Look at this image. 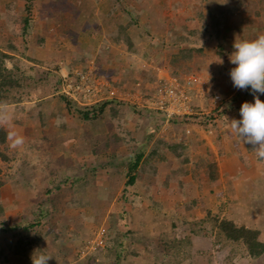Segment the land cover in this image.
Returning <instances> with one entry per match:
<instances>
[{"label": "rangeland", "instance_id": "obj_1", "mask_svg": "<svg viewBox=\"0 0 264 264\" xmlns=\"http://www.w3.org/2000/svg\"><path fill=\"white\" fill-rule=\"evenodd\" d=\"M15 1L23 3L24 0H13V2L0 0V9L4 10L0 11V49L7 50V53L12 56L4 59L8 69L18 64L33 78L13 93V99L18 97L19 100L0 103V125L6 127L8 131L6 152L12 157L6 168L9 172L8 180L2 189L1 197L7 199L5 219L10 223L19 220L23 223L31 219L35 220L37 208L28 204L29 199L33 201V205H44L43 209L51 210L49 212L44 210L41 224L37 229V231L40 229L39 240H37L39 247L32 245L28 249L27 258L14 256L10 257L7 263L2 264H32L34 252L37 256L41 252L52 256L53 258L48 260L47 264H93V262L95 264H176L179 259L180 264H264V253L258 259L252 260L244 248H241L242 246L225 240L218 242L217 227L204 220L210 212L212 215H218L220 219H230L240 225L259 230L261 240L264 241V212L261 214L257 210L259 208L264 210V159L255 154L251 144L243 142L248 151H252L254 162L247 161V156H244L246 160H243L253 172L251 175L261 182L256 187V192L254 191L253 195L251 194L243 202L245 205L239 209L233 208L230 202L227 204L226 196L218 191L228 181L227 178L219 181V171L224 169L233 171L234 167L229 164L237 159L233 147L241 146L240 139L231 132L229 120L241 119L239 110L242 103L254 102V95L250 99L247 95L238 98H234L236 94L229 96L230 90L238 89L234 87L230 76V70L235 67L230 62V55L234 51L235 40H250L253 33L252 25L258 20L256 18H264L262 10L255 14L258 6H264V0H234L233 7L223 16L218 17L216 16L219 15L218 11H212L218 20L213 16L205 17L208 11L198 12L189 7L186 11H163V8H168L164 0H159L163 2L161 11H142L143 4H139L137 0H134V4L123 0L119 5L116 0H110L107 2L109 11L97 9L99 0H92L97 7L94 9L91 7L93 11L91 9L81 11L83 4H80L79 0H45L39 9L31 10L28 16L30 26L25 35L21 34L19 27L15 25L17 22H13V19H16L15 16L9 19L5 11L7 6L16 7ZM150 1L153 2V0ZM193 2L196 6H201ZM118 7L120 11H114ZM146 12H148L147 16H145ZM201 12H203L202 17L199 15ZM10 13L22 12L14 9ZM123 15H127L123 23L131 25L126 32L133 38L134 46L132 50H129L120 40L119 43H115L117 46L113 50L108 44L118 30L113 23L120 24ZM149 15L152 16L149 17ZM163 17L172 18L180 26L176 29L169 24V20H162ZM153 18H157L163 24L159 23L157 28L155 24H148ZM87 30L92 32L85 33ZM175 30L181 34L175 36L173 32ZM258 32L264 34V26ZM76 37L81 40L84 48L90 51L98 47L99 49L94 54L89 53L87 58L83 55V49L77 51L72 44ZM183 37H187V41H182ZM144 38L146 41L141 42ZM8 44L13 45L16 50L5 49ZM155 46L159 47L155 48ZM187 46L192 52L190 51L189 59L183 62V66L176 67L178 68L177 76L184 77L191 74L200 76L205 81V86L200 88L202 98L204 91L208 93L209 87L216 96L224 95L218 98H210L208 95L204 97L211 101V103L207 101L208 107L204 111L214 117L213 124L210 127H203L202 131L195 133L197 135L194 136L195 139H190L193 131L191 127L197 128L194 125L196 121L186 120L190 122L188 127L191 131L188 134L190 139L188 140L184 137L179 139L181 131H178L176 126L178 124L174 122L176 124L174 125L171 119H167L164 125L154 132L155 134L148 142L149 145L144 148L145 151L151 150L155 144L160 151L154 155L155 161H148L151 165L144 169L147 173H142L141 177L139 175L140 180L138 177L134 188L125 187V179L116 172V167L111 169L110 166H105L103 169L105 174H101L94 180L88 178L90 184H85L81 190L76 189L77 186L61 185L60 190L52 188L54 195L51 201L43 200L45 189L39 190L44 186H52V182L57 181L49 177L51 173H48L47 169L39 165L37 161L39 149L46 154L56 150L46 142H41V139H45L42 137L44 130L48 129L45 123H49L51 131L50 135L49 131L45 130L47 137H52L54 140H57L58 136L64 138L62 149L65 154L63 155L73 157L72 155L75 154L79 158H85L87 153L89 157L87 163H90L93 156V166H97L104 160L115 164L118 157L126 156V148H132L126 146L125 139L130 138L126 132H132L141 141L146 133L139 132L137 128L141 129V126L148 124L154 125L150 117L140 111L144 110L140 103H145L144 99L147 97V94L143 93V84L134 83L137 80L142 83L156 78L159 80L158 75L167 73L172 75L171 58L178 56L179 50ZM65 51H67L66 54ZM68 51H73L88 60L85 63L70 62ZM125 53L128 57L137 53L140 55L138 60L129 62L134 76L129 74V79L121 81L125 75L124 67L121 69V57L125 56ZM106 58L113 59L107 61ZM75 71L81 72L83 77L86 75L91 77L89 82L98 87L99 97L102 92V95L109 99L123 101L117 117H112L111 114L113 115L114 111L108 109L103 117L90 123L63 108L60 95L74 97L77 92L76 90L64 92L61 90V82L75 80L72 76V72ZM140 73H145V76H139ZM97 74L106 76L108 80L122 83L123 87L116 86L114 89L104 90L102 86H108L110 83L99 78ZM57 81H60L58 92L54 89ZM248 89H251L250 86ZM111 91L113 93H110ZM212 93L211 95L214 96ZM256 95L260 99L264 96L261 93ZM90 99L92 102L93 98L90 97ZM222 99L229 102L228 104L235 110L229 108L230 112H223L222 116L217 117L223 107L220 106ZM75 103L78 105L77 102ZM48 109L49 113L46 115ZM37 111L42 114L41 118L36 115ZM109 120L111 126L107 127L106 122ZM202 120L203 118L200 122ZM81 123H84L86 127L82 126L80 130H74ZM91 128L93 132L89 131ZM33 129H39L41 132L38 130L36 135L33 133L30 135ZM86 129L87 134H85ZM115 132L125 138L121 137L119 142H115L116 149L110 147V140L106 138ZM52 133L55 135L52 136ZM228 143L231 147L226 146ZM234 143L237 144L236 147ZM173 144L185 145L186 149L182 151L181 156L177 155L180 149L173 151L170 148ZM67 145H71V151ZM85 145L86 148H84ZM29 156L32 158H28ZM200 159H202L201 162H199ZM209 163L217 166L213 181L208 170ZM33 170H36V173ZM55 173L63 172L56 170ZM188 173L193 175L192 180L189 179ZM91 174L80 173L87 176ZM67 175L70 178L67 182L77 176L75 173H67ZM144 181L148 184L145 185ZM170 182L177 185L176 196L181 199L173 197L172 200L168 193L163 192L167 185L171 184ZM206 184L207 186H204ZM131 189L139 191L140 196L132 195ZM224 190L225 187L222 191ZM124 192L128 195L126 202L122 200ZM154 201H158L159 208L155 206ZM50 202H55L56 206L52 207ZM120 205L128 213L127 218L121 217ZM249 207L251 209L247 210ZM172 223H174L173 227H171ZM125 224L131 231L128 235H130V242L132 241V250L129 249L126 258L116 263L114 252L104 249L103 245L106 242L111 245V237L116 232H123ZM163 233H166L169 238L189 237L188 244L177 259L170 248L161 247ZM100 247L102 249L98 251ZM93 256L95 259H92Z\"/></svg>", "mask_w": 264, "mask_h": 264}, {"label": "trees", "instance_id": "obj_2", "mask_svg": "<svg viewBox=\"0 0 264 264\" xmlns=\"http://www.w3.org/2000/svg\"><path fill=\"white\" fill-rule=\"evenodd\" d=\"M36 0H25L24 3V11H21L22 13L16 14L13 13L11 14L10 11H13L14 9H11L13 5L7 6V14L9 19L14 18L13 15L15 16V20L13 19V22H17L15 24L17 27H19V30L21 31V34L25 35L27 33L28 27L30 26L29 24V15L31 14V9ZM42 4L43 1L45 0H39ZM9 8V9H8ZM24 12V13H23ZM127 12V11H126ZM213 18L218 20V18L213 15ZM127 24H119V28L115 34H113L114 37L111 38V41L114 43H119L120 40H122L127 48L129 50L133 49L134 46V40L133 38L126 32L127 28H129ZM182 41H187V37H183L181 39ZM5 49L8 50H16L13 45L9 44L5 46ZM197 50V49H196ZM190 51L192 50L187 47H183L179 50V55L174 56L171 58L170 62L173 67L172 75L177 76L178 75V68L176 67H181L183 66V62L187 61L189 59ZM200 51V49H198ZM12 57L10 54L7 53V50L0 49V103L1 102H8L14 100L13 93L19 90L21 87L26 85L28 83V80L30 78H33L30 74H28L23 68L20 67V65L16 64L14 65L13 68L8 69L5 66L4 59ZM96 69V68H95ZM84 71V70H82ZM97 71V70H96ZM174 72V73H173ZM99 78L104 79L107 83L109 82L110 85H103L104 90L107 89H114V87H123L122 83H119L117 81H112L111 79H106L107 77L104 76L102 77L101 74H97ZM106 77V78H105ZM77 80V78H76ZM123 81V79L121 80ZM60 81L56 82L54 85V89L58 92L60 89ZM249 88V87H248ZM240 89V91L237 93V97L244 91V95H249L251 93V89ZM234 97V98H237ZM60 98L63 100V108L69 110L71 114L78 115L82 119L86 121H90V123H93V121H97L99 118L103 117V115L106 113V111L112 110L114 111L113 115L111 114L112 117H117V113L121 110V105L123 104V101L120 100H113V98H104L101 101H98L97 103H91L87 105L83 104H76V100L74 99L73 96L70 95H60ZM15 100H19L17 97ZM220 106L222 107V110L219 112V116H222V113L226 112L228 105L226 104V101L220 100ZM75 104V105H74ZM136 104V103H134ZM142 108L146 109L144 104H140ZM139 106V107H140ZM141 108V107H140ZM62 109V108H61ZM139 111V109H138ZM153 111V110H151ZM198 113H202L199 112ZM36 115H38L41 118V113L40 111L36 112ZM166 117V116H165ZM200 117L203 118L202 120V125L203 124H209L212 125L214 122V117L212 115L208 114H200ZM173 120V119H171ZM177 121H181V118L178 117V119H175ZM161 123L159 122L158 124L151 125L148 124L146 126H141V129L137 128V130L141 133L145 132V136L141 141H139L138 137H135L132 132L127 131L126 133L129 135L130 138L125 139V143L127 144V147H132V148H126V156L123 157H118L117 162L115 164L109 163L113 168L116 167V172L120 173L122 177H124V185L126 188L132 187L134 188L137 182V179L139 175L141 176L142 173H147L145 172V168H148L150 165L148 163L151 161H155L154 158L159 149H157L156 145L152 147L151 150L145 151V146L149 145V140L152 138V136L155 134L154 132L159 130L161 127ZM106 125L108 127L111 126V121H107ZM119 127V126H118ZM7 136H8V131L6 127L0 125V262L1 264L4 262H8L10 257L14 256H19L22 258H27L28 257V249L31 248L32 245H35L39 247L37 244V240H39V235H40V229L37 231L39 225L41 224L40 220L44 214V212H49L51 209H43L45 206L40 204L38 205H33V201L29 199L28 204H31V207H36L37 209V214L35 217V220H29L28 222H24L22 220L16 221V222H8L5 219V205L7 204L6 198L1 197V192L2 189L5 185V183L8 180V175L9 173L6 168H8V164L11 162L12 157L6 152V143H7ZM120 135H118L116 132L111 133L106 138L110 140V147L112 146L114 149L117 148L115 146V142H119L121 140ZM45 139H47V136H44ZM159 141L162 139H158ZM135 146L133 147V145ZM138 146H141L140 148ZM137 147V148H136ZM134 148L136 150L134 151ZM173 151H175L177 148L180 149L181 151L178 152V156L182 155V151L186 149L185 145L182 144H173L170 147ZM128 149V150H127ZM161 157V156H160ZM162 158V157H161ZM202 159L199 160L201 162ZM210 164V163H209ZM106 166V162H100L97 164V166H92V174H91V179H96L101 174H103V168ZM209 172H210V178L213 181L215 179L214 173L217 171V166L215 164H210L209 165ZM145 169V170H144ZM178 169V168H177ZM239 172L237 171L233 177L235 179H238V185L235 186L233 182H231L227 187L225 188L224 191H221V194L223 196H226V203L230 202V205H232L233 208L237 207V203L240 202L241 197L245 195L243 193V189L241 188L240 181L241 179L245 180V177H241L240 179L238 178ZM77 176L73 178V180L70 182L69 177H62L59 176L60 173H51L50 177L54 178L52 182V186H44L41 188L39 191H43L44 189V194H43V200L45 201H51L52 196V188L55 190H60L62 188L61 185H67V186H77L76 189L81 190L83 186L86 184H90L89 180L85 179L84 175H80V173H75ZM105 174V173H104ZM103 174V175H104ZM59 179V180H58ZM233 180V179H232ZM247 180V179H246ZM244 184V183H243ZM137 187V186H136ZM35 188V187H34ZM33 189V188H32ZM36 190V188H35ZM130 193L132 195H137V197L140 196L139 191L133 190ZM126 192V190H125ZM122 195V200L126 202V198L128 195L126 193ZM240 193V194H239ZM221 196V195H220ZM44 201V202H45ZM53 205L52 207H55L56 204L55 202H50ZM154 204L157 208L158 206V201H154ZM44 206V207H43ZM51 208V207H50ZM121 208V209H120ZM120 210H121V217L122 218H127L128 213L122 209V206L120 205ZM45 210V211H44ZM47 214V213H45ZM207 219H204L211 223L212 225L217 227V232H216V239L218 242H223L225 240L226 242H233L236 243L239 246H242L241 248H244L246 253L251 257L252 260L258 259L263 253H264V241L261 240V234L259 230L256 229H251L248 228L244 225H240L230 219L226 218H219L218 215H212L210 212L207 213ZM211 215V216H210ZM174 223H172L173 227ZM131 231L130 229H127V224H125V229L123 232H116L112 237H111V245L106 242L103 245L104 249H107L108 251H113L114 252V258L115 262L119 263L120 259L126 258V256L129 254L128 250L131 249V242L129 240ZM32 234V236H31ZM191 235V233H188ZM3 235V236H1ZM128 235V236H127ZM32 238H31V237ZM127 236V237H126ZM162 243L161 247L163 249H171V252L173 256L178 258L181 252H183V248L186 247V244L189 242V237L186 236L185 238L179 239V238H174L173 236L169 238L166 233L162 234ZM132 239V237H131ZM102 247L98 249L100 251ZM92 259H95L93 256ZM180 259L176 261V264L179 263ZM93 264H95L93 262Z\"/></svg>", "mask_w": 264, "mask_h": 264}, {"label": "crops", "instance_id": "obj_3", "mask_svg": "<svg viewBox=\"0 0 264 264\" xmlns=\"http://www.w3.org/2000/svg\"><path fill=\"white\" fill-rule=\"evenodd\" d=\"M8 1V0H7ZM25 1V0H24ZM24 1H23V3L22 2H20V1H15L16 2V7L15 6H12V8L11 9H15V11H24V9H23V4H24ZM81 1V3L80 4H83V8H82V10L81 11H90V9H91V7L94 9V7H96L95 6V4H94V2H92V0H79L78 2H80ZM91 1V2H90ZM110 0H99V4L97 5V9L98 10H103V11H109V10H107L108 8V4H107V2H109ZM121 1H123V0H116V2H117V5H119V3L121 2ZM125 1H127V0H125ZM128 1H131L133 4H134V0H128ZM160 1H162V0H160ZM159 0H153V2H151L150 0H137L136 2H138L139 4H143V9H142V11H161V8H162V3L160 2ZM167 4H168V8H163L164 10L163 11H177V10H179V11H186V10H188V7L190 8V9H193L194 11H198V12H200V11H208L209 13H208V15H205V17L207 16V18H208V16L210 17V16H213V15H215V14H213L212 13V11H218V13H219V15H216V16H218V17H221V16H223L224 14H225V12L226 11H230V8H232L233 6V1L234 0H164ZM193 1H195V2H197V3H199V5H201L200 7H198V6H196L195 4H194V2ZM10 2H13V0H10ZM135 2V3H136ZM43 4V3H42ZM42 4H41V2L39 1V0H36L35 2H34V4H33V6H32V9L31 10H36V9H39V7L40 6H42ZM164 5V4H163ZM9 9V8H8ZM93 9H91L92 11H93ZM7 9H5V11H6ZM114 10V9H113ZM259 10H262V11H264V6H258L256 9H255V14L257 15L258 14V12L257 11H259ZM0 11H4V10H2V9H0ZM14 11V10H13ZM114 11H120V9H119V7L116 9V10H114ZM129 15V14H128ZM148 15V12H146L145 13V16H147ZM199 15L202 17L203 16V12H201V13H199ZM126 16L127 15H123L122 16V19H121V23L120 24H124L123 23V20L124 19H126ZM150 16H152V15H149V17ZM217 17V18H218ZM164 19H162V20H164V21H168L169 20V24H171V26H173V27H176V29H178V26H180V25H177V22H175L172 18L171 19H168L167 17H163ZM258 19V20H257ZM263 17L262 18H256V20H257V22H254V25H252V31H253V33L251 34V38H250V40H253V39H255V36L256 37H258L261 33H259L258 31L259 30H262V27L264 26V21H263ZM260 22V23H259ZM159 23H161V24H163L161 21H159L157 18H153L152 20H149V22H148V24H155V27L157 28V26H159ZM114 24V26L115 27H117V28H119L118 26H119V23L118 24H116L115 22L113 23ZM168 24V25H169ZM196 27L198 26L197 24L195 25ZM188 29V28H187ZM258 30V31H257ZM88 32H92V31H85V33H88ZM173 32H175V36L177 35H179V34H181L180 32L178 33V31L176 32V30L175 31H173ZM91 35V34H90ZM76 36V35H75ZM174 36V37H175ZM140 39H141V37H140ZM139 39V40H140ZM144 41H146V39L144 38L141 42H144ZM75 47H76V49H77V51H79L80 49H83L82 50V52L84 53L83 55H85L87 58L89 57V53H91V54H94L96 51H97V49H99V47L98 48H96V49H92L91 51L88 49V48H84V45L81 43V40H79V38H77L76 37V39H74V41H73V43H72ZM108 44H110L109 46L111 47V49H115V47L117 46L114 42H111V40H109L108 41ZM147 45H149V44H147ZM159 46H155V48H158ZM67 53V51H65V54ZM127 53H125V56L123 55V57H121L122 58V66H121V69L124 67V72H125V75H124V77L122 78L123 79V81H125V80H127V79H129V74H131L132 76H134V74L132 73L133 72V70H131V67L129 66V62H132V61H135L136 59L138 60L139 58V53H137V54H135V55H133V56H131V57H128L127 55H126ZM74 56V57H73ZM73 58H74V60H73ZM68 59H70L69 61L70 62H74V63H77V62H82V63H85L88 59H84L82 56H80L79 54H77V53H75V52H73V51H68ZM113 58H106V60L107 61H110V60H112ZM73 60V61H72ZM139 62H141L140 60H139ZM143 65H145V64H143ZM142 65V66H143ZM125 67H126V69H125ZM130 68V69H129ZM136 68H138V67H136ZM120 69V70H121ZM128 69V70H127ZM143 69H141V71H142ZM145 72V71H144ZM146 73H148V72H146ZM168 74V73H167ZM167 74H163V75H158V78H162V77H165ZM169 75V74H168ZM139 76H145V73L144 74H142V73H140V75ZM200 77V76H199ZM117 78V77H116ZM121 80V79H120ZM154 80V79H153ZM153 80H151L150 82L148 81V82H141L140 80H137L136 81V83H134V84H136V85H141V84H143L142 85V87L144 88V92L143 93H145V94H148V93H151L152 91H153V89H155L156 87H155V85H157V78L153 81ZM128 82V81H127ZM205 86V81L200 77V83H197L196 85H195V87H194V90H193V103H194V107H195V110L196 111H199V112H202L203 114H205V113H207V112H205L204 111V109L206 108V107H208V103L210 102L211 103V101H210V99L208 98L207 99V97H206V99L204 98L205 97V95H208L210 98L211 97H224V95H221L220 94V96H216V94H214V93H212L211 92V89H210V87L208 88V90H207V92L208 93H206L205 91H204V93H203V98H202V96L200 95V88H203ZM212 88V87H211ZM232 89V88H231ZM244 90V89H243ZM225 91H227V90H225ZM240 91V89H237V90H235V89H232V90H230V92H229V96H231L232 94H236L235 95V97H237V93ZM213 92H215V91H213ZM234 92V93H233ZM211 93L212 94H214V96H212L211 95ZM244 94H245V92L243 91L239 96H241V97H243L244 96ZM238 96V97H239ZM237 97V98H238ZM251 97H253V93L251 92L248 96H247V98L248 99H250ZM42 98V97H41ZM229 98H233V97H229ZM44 99L45 100H47V98L46 97H44ZM204 100H206V101H204ZM213 100H214V98H213ZM261 100L262 101H264V96H262V98H261ZM198 102L197 104H195V102ZM207 101H208V103H207ZM224 101H226V100H224ZM230 102H232V101H230ZM229 103V102H228ZM227 102H226V104L228 105V108H227V112H230L231 110H235V108H233L230 104H228ZM251 103H254V102H251ZM45 106H46V104H45ZM229 108H231V110H228ZM108 111V110H107ZM106 111V112H107ZM142 113H144V114H146L147 116H149L150 117V119L154 122V124H155V126H156V124H158L159 122H162L161 123V126H163L164 125V123L166 122V120H167V118L165 117V115H164V113H162V112H160V111H151L150 109H144V110H140ZM48 113H49V109H48V111H46V115H48ZM106 114V113H105ZM208 114V113H207ZM194 118H192L191 120H193ZM150 121V120H149ZM194 121H196V124H194V125H196L197 126V128H195V126L194 125H192V126H194V129H192V127H191V130H193L192 131V133H191V131H190V128L188 127V125H190L189 123L190 122H187V121H184L183 123L181 122V123H179L180 121H177V120H175V119H173L172 120V122L171 123H173L174 124V122L176 123V124H178V125H176V124H174V125H176L177 127H178V131H181V135L178 137L179 139L181 138V137H184L185 139H187L188 138V140H190V139H193L194 138V136H197L195 133H199L200 131H202V129H203V127H210V125L209 124H203L202 125V123L200 122V119L198 120V119H194ZM200 122V123H198V122ZM223 121V120H222ZM60 124H61V120H60ZM60 124H57L58 126L60 125ZM45 125H46V127H48V129H45V130H48L49 131V134L51 135V131H50V125H49V123L47 122V123H45ZM83 126V128L84 127H86L85 125H84V123H81L80 125H78L77 127H76V129H74V130H80V128ZM146 126V125H145ZM184 126V127H183ZM91 127H92V125H91ZM182 127H183V129H182ZM39 129H33V130H31L30 131V135L33 133L34 135H36V132H41V130H39ZM44 130V132H43V134H42V137H44V136H47L46 134H45V131ZM90 132H93V130H92V128L89 130ZM28 132H29V130H28ZM182 132H183V134H182ZM88 133V130L86 129L85 130V134H87ZM191 133V138L189 139V136H188V134H190ZM92 134V133H91ZM55 135V133L53 134L52 133V136H54ZM39 136H40V133H39ZM145 136V135H144ZM198 137H199V135H198ZM92 139V138H91ZM195 139V138H194ZM45 140V141H44ZM41 139V142L43 141V142H46V144L47 145H49V146H52L53 147V149H56L55 151L53 150V153H47L46 154V152L45 151H43V150H41V149H39V155H37V161H38V164L39 165H41V166H44L46 169H47V172L48 173H55V171L57 170V172H59V171H62L63 173H60V175L59 176H61V178L62 177H68L69 175H67V173H93L92 172V162H93V156H92V159H90V163H87V158H89L88 157V155H87V153H86V156H85V158L84 157H77L75 154H73L72 156L73 157H68L67 155H63V154H65L64 153V151H63V140H64V138L63 137H59L58 136V139L57 140H54L52 137H47V139ZM198 140H200V139H198ZM239 143L241 144V146H239L238 148H234L233 147V149H234V151L236 152V157H237V159L235 160V161H233V162H231V163H229L232 167H234L233 168V171L232 172H229V169H224V170H220L219 171V181H221L223 178L224 179H228V181L227 182H225V188H228L227 186L231 183V182H233L234 184H235V186L236 185H238V182L237 181H235V178L233 177V175L238 171L239 173L237 174L238 175V178L240 179L241 177H245V180L244 179H241L242 181H240V185H241V188L243 189V193L245 194V195H243L242 197H241V200H240V202H238L237 203V207L240 209V208H242V206H244L245 204L243 203L244 201H246V199L252 194L253 195V192L255 191L256 192V187L261 183L260 181H259V179H257V178H254L251 174H253V172H251L250 170H249V167L247 166V165H245L246 164V162L243 160V159H245L246 157H244V156H247L248 158H246L247 159V161H251L250 163H253L254 161H253V158H252V156H253V154H252V151H248V149L246 148V145H244L243 144V141L242 140H240L239 141ZM183 145V144H182ZM234 145H235V147L237 146V144H235L234 143ZM84 146V145H83ZM226 146H229V147H231V145L228 143ZM40 147V146H39ZM67 147H68V149H70V151H71V145H67ZM87 146L85 145V147L84 148H86ZM249 147H250V145H249ZM83 148V149H84ZM170 156L171 155H173V154H169ZM230 155H232V153H230ZM91 156V155H90ZM28 158H32L31 156H29ZM28 158H26V159H28ZM234 158V157H233ZM77 159V160H76ZM245 159V160H246ZM239 161V163H238V161ZM30 161L32 162V160L30 159ZM105 162H106V160H104ZM89 164V165H88ZM234 164V165H233ZM229 165V166H230ZM106 166L108 167V166H110L111 167V169H113L112 168V166L109 164V163H107L106 162ZM237 166V167H236ZM70 167H71V169H70ZM91 167V168H90ZM227 167V166H226ZM104 169V168H103ZM52 170H54V172H52ZM34 171V170H33ZM36 171V170H35ZM34 171V172H35ZM74 171V172H73ZM175 171V170H174ZM46 172V173H47ZM104 172V171H103ZM264 172V171H263ZM36 173V172H35ZM105 173V172H104ZM72 175H74V174H72ZM85 176V179H88V178H90L91 179V175L90 176H87V175H84ZM50 177V176H49ZM141 177V176H140ZM140 177H139V180H140ZM188 177H189V179H191L192 180V178H193V175H191V173H188ZM146 178V177H145ZM151 178V177H150ZM50 179V178H49ZM233 179V180H232ZM247 179V180H246ZM146 181H144V184L146 185ZM171 183V184H170ZM169 184V186L167 185V188H166V190H164L163 192L164 193H168V195L169 196H171L172 197V200H173V197H176L175 199H181L180 197H178V196H176V190H177V185L176 184H174L173 182H170ZM207 183V182H206ZM244 183V184H243ZM148 184V183H147ZM208 184V183H207ZM207 184L206 185H204V186H207ZM224 187H222V188H219V190L218 191H222L223 190V188ZM158 189V188H157ZM157 189H155V190H157ZM175 191V192H174ZM240 194V193H239ZM247 204V203H246ZM215 207V206H214ZM248 209H251V207H249V208H247V210ZM258 211H260L261 212V214H263V212H264V210H262V208H259V209H257ZM251 216H252V214H251ZM247 217H249V215H247ZM248 226V225H247Z\"/></svg>", "mask_w": 264, "mask_h": 264}, {"label": "clouds", "instance_id": "obj_4", "mask_svg": "<svg viewBox=\"0 0 264 264\" xmlns=\"http://www.w3.org/2000/svg\"><path fill=\"white\" fill-rule=\"evenodd\" d=\"M233 48L234 51L230 55V62L235 65L230 70L233 85L238 89H247L250 86L254 95V103H242L239 110L241 119L229 120V127L232 134L244 143L251 144L255 154L264 159V101L256 95V93L264 94V34H260L253 40H235ZM72 76L75 79L78 78L74 72ZM197 77L198 81L194 83L190 92L194 114L185 119L181 118V121L192 118L199 120L201 119L200 114H203L198 113L193 104V90L195 85L200 83V77ZM35 253L32 256V264H47V261L53 258L43 252L38 256Z\"/></svg>", "mask_w": 264, "mask_h": 264}, {"label": "built area", "instance_id": "obj_5", "mask_svg": "<svg viewBox=\"0 0 264 264\" xmlns=\"http://www.w3.org/2000/svg\"><path fill=\"white\" fill-rule=\"evenodd\" d=\"M74 74L78 77L77 80H69L66 83L63 80L61 90L64 92L76 90L74 99L78 104L87 105L108 98L102 95V92L101 97L97 95L99 89L89 82L91 79L89 75L83 77L82 73L78 71H75ZM197 81L198 77L194 74L184 77L167 74L165 77L159 78L156 88L147 94L143 104L147 109L164 113L167 119L188 118L194 114L190 92ZM90 97L93 98L92 102H90Z\"/></svg>", "mask_w": 264, "mask_h": 264}]
</instances>
